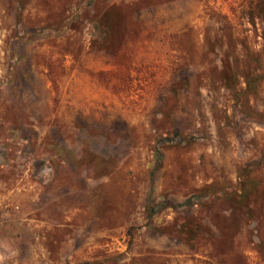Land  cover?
Instances as JSON below:
<instances>
[{"label":"rangeland","instance_id":"374dc122","mask_svg":"<svg viewBox=\"0 0 264 264\" xmlns=\"http://www.w3.org/2000/svg\"><path fill=\"white\" fill-rule=\"evenodd\" d=\"M56 261L264 264V0H0V264Z\"/></svg>","mask_w":264,"mask_h":264},{"label":"crops","instance_id":"0c3cea01","mask_svg":"<svg viewBox=\"0 0 264 264\" xmlns=\"http://www.w3.org/2000/svg\"><path fill=\"white\" fill-rule=\"evenodd\" d=\"M35 189L36 188H34L33 186H27V185L23 186V188L19 191V193L17 192L18 193L16 197L17 199L8 200V202L6 203V206L12 207L13 205L18 204L17 209L20 208V210L18 211V215H19L18 219L23 220V221L30 219L27 213L35 214L33 215V217H36V218H33V219H36V220H31V221L34 222V225L36 226V228L40 227L41 230H43L44 228H49V227L55 228V226H64L67 228L69 223L67 221H64V219L61 220L60 217L59 218L57 217V222L56 220L55 221L51 220L52 222H49V220H46L45 217L41 218L43 216H46L48 218V216L46 213V207L39 208V204H40L39 200L40 198L42 199L41 204H45L46 202L43 200L44 198L41 197L39 194L40 188H37L36 190ZM39 212H40V216L38 215ZM67 218L66 220H68ZM56 246H57L56 253L58 254L65 252V251L75 250L74 246L69 243L68 238L66 241L61 240ZM54 264H61V263L56 261L54 262ZM70 264H73V263L70 262Z\"/></svg>","mask_w":264,"mask_h":264}]
</instances>
